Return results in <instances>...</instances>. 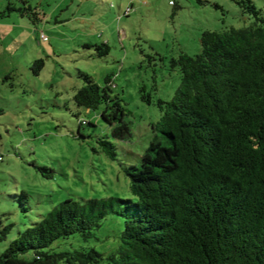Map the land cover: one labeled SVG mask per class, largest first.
Masks as SVG:
<instances>
[{"label":"trees","instance_id":"16d2710c","mask_svg":"<svg viewBox=\"0 0 264 264\" xmlns=\"http://www.w3.org/2000/svg\"><path fill=\"white\" fill-rule=\"evenodd\" d=\"M234 1L253 16L249 25L204 30L197 53L170 59L179 84L170 99L156 100L160 117L151 127L157 133L140 163L123 167L131 197L62 200L19 232L0 264H264V16L253 0ZM86 46L99 57L109 52L106 41ZM42 65L34 60L35 72ZM77 76L76 107L102 105L112 137L127 139L126 108L109 75L102 86L86 72ZM144 91L141 98L150 103ZM98 143L115 158L111 141ZM110 212L123 225L105 256L93 247L46 250L73 234L95 236ZM7 229H0V240Z\"/></svg>","mask_w":264,"mask_h":264},{"label":"rangeland","instance_id":"374dc122","mask_svg":"<svg viewBox=\"0 0 264 264\" xmlns=\"http://www.w3.org/2000/svg\"><path fill=\"white\" fill-rule=\"evenodd\" d=\"M253 3L264 16V0ZM27 5L35 15L23 12ZM253 20L234 0H0V229L8 227L0 254L64 199L131 197L123 167L140 163L157 133L151 127L160 117L156 100L170 99L179 84L170 59L197 53L204 30ZM103 41L109 52L102 57L86 46ZM36 59H43L38 72ZM78 70L101 86L109 75L126 108L127 139L112 137L102 105L76 107ZM143 86L150 103L141 98ZM101 137L114 144V159L98 143ZM122 225L110 212L95 236L73 234L46 250L93 247L105 256Z\"/></svg>","mask_w":264,"mask_h":264},{"label":"built area","instance_id":"2783aa9c","mask_svg":"<svg viewBox=\"0 0 264 264\" xmlns=\"http://www.w3.org/2000/svg\"><path fill=\"white\" fill-rule=\"evenodd\" d=\"M126 11H128V9H126ZM39 35H40V38L41 39H43V40H46L47 39L46 35L43 32H40Z\"/></svg>","mask_w":264,"mask_h":264}]
</instances>
